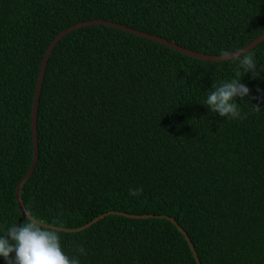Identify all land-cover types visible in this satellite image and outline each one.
<instances>
[{
  "label": "trees",
  "instance_id": "16d2710c",
  "mask_svg": "<svg viewBox=\"0 0 264 264\" xmlns=\"http://www.w3.org/2000/svg\"><path fill=\"white\" fill-rule=\"evenodd\" d=\"M95 21L221 57L264 35V0H0V234L24 222L47 49ZM247 53L264 67V41ZM234 71L109 26L69 33L42 85L27 213L81 264H264V80L243 77L261 109L244 119L200 104Z\"/></svg>",
  "mask_w": 264,
  "mask_h": 264
},
{
  "label": "clouds",
  "instance_id": "9594fccd",
  "mask_svg": "<svg viewBox=\"0 0 264 264\" xmlns=\"http://www.w3.org/2000/svg\"><path fill=\"white\" fill-rule=\"evenodd\" d=\"M221 58L232 59L234 76L219 83L214 82L212 89L206 92L202 104L209 113L223 120L238 121L246 118L241 105L247 103L255 110L259 105L251 103V89L242 79L245 75L253 80H264V67L257 64L255 54L243 52L236 54L232 50H221ZM142 188H130L129 195L139 198ZM77 255L69 257L62 249L60 235L53 229L43 227L37 219L26 215L25 221L12 224L0 234V259L8 264H81L80 257L85 249H77Z\"/></svg>",
  "mask_w": 264,
  "mask_h": 264
},
{
  "label": "water",
  "instance_id": "95a60500",
  "mask_svg": "<svg viewBox=\"0 0 264 264\" xmlns=\"http://www.w3.org/2000/svg\"><path fill=\"white\" fill-rule=\"evenodd\" d=\"M93 25L109 26V27L117 28L119 30H123V31L129 32V33H132V34H136V35H138L140 37L147 38L149 40H152V41L161 43L163 45H166V46H168V47H170V48H172V49H174V50H176V51H178L180 53L186 54L188 56H191V57H194V58H197V59H200V60H205V61H208V62H222V61H226V60H230L231 59V57H229V58H221V57H212V56L199 54V53H196V52L181 48V47H179V46H177V45H175L173 43H170L168 41H165V40H163L161 38H157V37L152 36V35L141 33L139 31L127 28L125 26H122V25H119V24H116V23L105 22V21H95V22L80 23V24H77V25L65 30L60 35H58L52 41V43L50 44V46L47 49V52L45 54V57H44V60H43L42 66H41L39 79H38V82H37V87H36V92H35V97H34V107H33V113H32V121H31L32 122V132H33V142H34V154H35V157H34V162H33V165L31 167L29 173L27 174V176L24 179V181L18 186L17 193H16L17 203H18L20 211H21V213L23 215V218L21 219L20 222L25 221L26 215H29L27 213L23 203H22V200H21V188H22V185L24 184V182L30 178V176L32 175V173H33V171H34V169H35V167L37 165V159H38V141H37L38 104H39V101H40V94H41L42 85H43V81H44V78H45V73H46V69H47V65H48V61H49L50 55H51L53 49L55 48V46L57 45V43L59 41H61L65 36H67L69 33L77 30L78 28L87 27V26H93ZM263 41H264V35L262 37H260L257 41H255L254 43H252L251 45L246 47L245 49L236 52V54L239 55V54H241L243 52H249L250 50L254 49L259 43H261ZM104 217H106V215L102 216L101 218H104ZM172 222L179 229V231L184 235V237H185L186 241L188 242L192 252L195 255V249L192 246V243L189 240V237L187 236V234L181 229V227L177 223H175L174 221H172ZM90 225H92V224H90ZM195 258L197 259L196 255H195ZM5 263H8V262H5Z\"/></svg>",
  "mask_w": 264,
  "mask_h": 264
}]
</instances>
